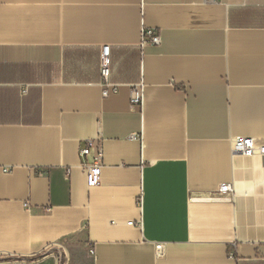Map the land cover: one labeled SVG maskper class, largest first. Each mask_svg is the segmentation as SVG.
I'll list each match as a JSON object with an SVG mask.
<instances>
[{
  "label": "crops",
  "instance_id": "0c3cea01",
  "mask_svg": "<svg viewBox=\"0 0 264 264\" xmlns=\"http://www.w3.org/2000/svg\"><path fill=\"white\" fill-rule=\"evenodd\" d=\"M142 27L160 42L141 46ZM239 135L264 142V0H0L1 256L61 243L67 264H257L264 155L232 152Z\"/></svg>",
  "mask_w": 264,
  "mask_h": 264
},
{
  "label": "built area",
  "instance_id": "2783aa9c",
  "mask_svg": "<svg viewBox=\"0 0 264 264\" xmlns=\"http://www.w3.org/2000/svg\"><path fill=\"white\" fill-rule=\"evenodd\" d=\"M207 1H214V0H207ZM140 45H146V44H158L160 42V35L158 31L156 30H148L142 27L141 33H140ZM100 73L102 76V96L106 97L111 93H116L118 91L119 85L116 83H112L109 81V75H110V64H109V46L104 45L101 50L100 55ZM25 91V90H24ZM130 101L132 105L134 106H142L144 101V86L143 83L140 82L139 84L135 85L131 90V96ZM86 146L82 147L79 150L80 157H86L87 161L82 163V168L87 174L88 181L90 184L96 185L99 183V171L103 166V147L98 139H87ZM231 149L234 153H240L244 157H252L256 155H264V142H259L257 139L251 136H235L231 140ZM91 157V159L89 158ZM0 169L3 172L10 171L9 167H3L1 166ZM218 191L221 193H230L232 192V185L230 183H223L218 187ZM138 205H141V197H138L137 199ZM129 224H133V221L128 222ZM60 248L63 251V258L60 257H53L52 255H47V252L49 249L50 251L53 250V248ZM49 249H46L43 254L44 259L52 256L55 260V264H67L69 261V256L67 254V251L65 250V246L61 243H58L56 246H52ZM156 250L158 253H162L164 250L163 244L158 243L156 245ZM90 254H94V249L90 247L89 249ZM16 257V256H11ZM41 258V260L38 261H31L28 260L25 262V259H21V263L19 264H36L39 261L44 260Z\"/></svg>",
  "mask_w": 264,
  "mask_h": 264
},
{
  "label": "rangeland",
  "instance_id": "374dc122",
  "mask_svg": "<svg viewBox=\"0 0 264 264\" xmlns=\"http://www.w3.org/2000/svg\"><path fill=\"white\" fill-rule=\"evenodd\" d=\"M66 245H64L65 246V250L69 253V255L71 257L72 254L75 253V250L73 248H71L69 245H67V246ZM51 249L48 250L47 255H52L53 257L56 256L57 258L60 257V256H62V258L64 257L63 256L62 249L54 247L53 250L50 251ZM44 257L45 256H43V254L36 255V256H33V257H27V258H23V257H11V256H1L0 255V264H19V263H21V261H23L21 259H25L24 260L25 262H27L30 259H31V261H38V260H41V258L44 259ZM256 258H257L256 259L257 264H264V252L258 253V256Z\"/></svg>",
  "mask_w": 264,
  "mask_h": 264
},
{
  "label": "trees",
  "instance_id": "16d2710c",
  "mask_svg": "<svg viewBox=\"0 0 264 264\" xmlns=\"http://www.w3.org/2000/svg\"><path fill=\"white\" fill-rule=\"evenodd\" d=\"M40 264H51V260L50 259H47V260H45L44 262H42Z\"/></svg>",
  "mask_w": 264,
  "mask_h": 264
}]
</instances>
